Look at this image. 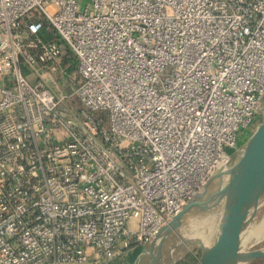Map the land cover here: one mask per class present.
I'll list each match as a JSON object with an SVG mask.
<instances>
[{"label":"built area","instance_id":"built-area-1","mask_svg":"<svg viewBox=\"0 0 264 264\" xmlns=\"http://www.w3.org/2000/svg\"><path fill=\"white\" fill-rule=\"evenodd\" d=\"M263 101L264 0H0V264L152 242Z\"/></svg>","mask_w":264,"mask_h":264},{"label":"water","instance_id":"water-1","mask_svg":"<svg viewBox=\"0 0 264 264\" xmlns=\"http://www.w3.org/2000/svg\"><path fill=\"white\" fill-rule=\"evenodd\" d=\"M239 149V156H235L227 168L214 173L203 192L190 200L150 242L148 254L151 264L162 262L167 242L171 244L173 241V234L182 224V216L188 209L210 208L221 202L217 234L213 242L208 243L196 236L200 255L194 264H247L259 257L263 258L261 264H264V248H242L260 201L264 199V101L261 121ZM214 177L218 180L217 184L212 186L213 189H208V184ZM210 191L211 194L204 200L203 195ZM210 200H214V203L209 204ZM175 263L176 259L171 256L169 264Z\"/></svg>","mask_w":264,"mask_h":264},{"label":"rangeland","instance_id":"rangeland-1","mask_svg":"<svg viewBox=\"0 0 264 264\" xmlns=\"http://www.w3.org/2000/svg\"><path fill=\"white\" fill-rule=\"evenodd\" d=\"M75 68L76 66L74 62L73 66L71 65L70 67L71 69L70 74L73 73ZM24 73L31 83L35 82L36 79L35 75L27 67H24ZM58 83L59 86L62 88V90L67 93L69 90V86L65 85V81L62 78H58ZM256 126H254L252 131L247 135L246 138H244L243 144L248 139L249 135L255 130ZM239 154H240V149L238 152H236V157H238ZM217 181H218L217 178L214 177L212 181H210V183L208 184V189H213L212 186L215 187ZM209 193L211 194V192H208L205 195H203L204 200L208 198V196L210 195ZM212 203H214V200H212ZM209 204L211 203L209 202ZM221 208H222V202L210 208L192 207L188 209L186 213H184V215L182 216L183 222L180 225V227H178L177 234L180 233L179 236L184 237V243H186V245H184V247L181 248L178 247L174 251L173 257L177 261L181 260L183 257L189 254L194 255L196 261L200 255V248L197 245L198 242L190 241L189 239L186 238H191V240H196V236H199L208 243L213 242L217 234V222L221 213ZM259 227H261L259 233L258 234L253 233V231ZM146 246L147 247L145 248L141 247L140 249L143 250L142 252L145 251L144 253L145 255H147L145 264H151V257L149 256L147 250L151 245L150 243H148ZM242 248L243 249L264 248V199L263 200L261 199L260 201V206L258 207L256 215L248 228L246 238L242 243ZM161 264H167V260L164 259L161 262ZM251 264H256V263L253 262Z\"/></svg>","mask_w":264,"mask_h":264},{"label":"crops","instance_id":"crops-1","mask_svg":"<svg viewBox=\"0 0 264 264\" xmlns=\"http://www.w3.org/2000/svg\"><path fill=\"white\" fill-rule=\"evenodd\" d=\"M146 245H133L122 255H119L113 258L112 260H110L108 264H145L147 255L146 257L143 258V260H141L143 250H141L140 248L141 247L145 248L147 247ZM167 245H170L169 241L167 242ZM148 249H150V247Z\"/></svg>","mask_w":264,"mask_h":264},{"label":"flooded vegetation","instance_id":"flooded-vegetation-1","mask_svg":"<svg viewBox=\"0 0 264 264\" xmlns=\"http://www.w3.org/2000/svg\"><path fill=\"white\" fill-rule=\"evenodd\" d=\"M211 192V191H210ZM210 194V193H209ZM210 203H212V200H210ZM180 233L177 234V231L173 234V237H172V242L170 245H167L166 248L164 249V254H163V259H166L167 260V264L168 262L170 263L171 261V256L173 257V253L174 251L178 248V247H184V245H186V243H184V237L182 236H179ZM186 239H189V238H186ZM185 239V240H186ZM190 241H195V240H190ZM173 248L171 250V253H170V249ZM177 262V260H176ZM255 262L256 264H261L263 262V258L259 257V258H256V259H253L251 261H249L247 264H251ZM161 264V263H160Z\"/></svg>","mask_w":264,"mask_h":264},{"label":"trees","instance_id":"trees-1","mask_svg":"<svg viewBox=\"0 0 264 264\" xmlns=\"http://www.w3.org/2000/svg\"><path fill=\"white\" fill-rule=\"evenodd\" d=\"M194 263H195V257L189 254L183 257L181 260L177 261L175 264H194Z\"/></svg>","mask_w":264,"mask_h":264},{"label":"bare ground","instance_id":"bare-ground-1","mask_svg":"<svg viewBox=\"0 0 264 264\" xmlns=\"http://www.w3.org/2000/svg\"><path fill=\"white\" fill-rule=\"evenodd\" d=\"M253 127H254V126H253ZM253 127H252V129H253ZM252 129H251V130H252ZM248 133H249V132H248ZM248 133L245 134V136L243 137V139H242L241 142H243L244 138L247 137ZM260 230H261V227L256 228V229L253 231V233L258 234ZM144 252H145V251H144ZM144 252L142 253L141 260H143V258L146 257V255H145ZM190 252H192V251H190ZM190 252H189V253H190ZM192 256H194V255H192ZM194 257H195V256H194Z\"/></svg>","mask_w":264,"mask_h":264}]
</instances>
